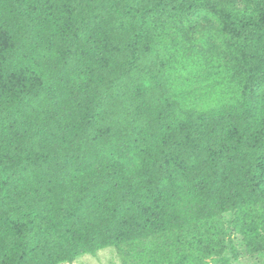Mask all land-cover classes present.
Wrapping results in <instances>:
<instances>
[{
	"label": "trees",
	"instance_id": "16d2710c",
	"mask_svg": "<svg viewBox=\"0 0 264 264\" xmlns=\"http://www.w3.org/2000/svg\"><path fill=\"white\" fill-rule=\"evenodd\" d=\"M211 1L0 0V264L264 251V0Z\"/></svg>",
	"mask_w": 264,
	"mask_h": 264
},
{
	"label": "rangeland",
	"instance_id": "374dc122",
	"mask_svg": "<svg viewBox=\"0 0 264 264\" xmlns=\"http://www.w3.org/2000/svg\"><path fill=\"white\" fill-rule=\"evenodd\" d=\"M246 0H212L211 9L221 10L224 8H243ZM202 34H198L196 48L198 52L207 56H213L219 50L216 43L220 39L213 34L212 25L208 23L203 27ZM233 213L223 215L213 224H210L209 234L205 235L211 249L209 264H264V251L250 254L242 237L234 230ZM73 264H122V258L115 248L100 251L97 255H83Z\"/></svg>",
	"mask_w": 264,
	"mask_h": 264
}]
</instances>
